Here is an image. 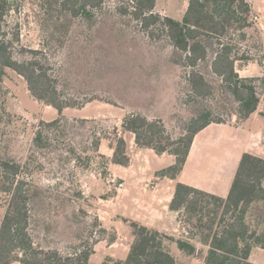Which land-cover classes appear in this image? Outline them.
Here are the masks:
<instances>
[{
    "label": "rangeland",
    "instance_id": "obj_1",
    "mask_svg": "<svg viewBox=\"0 0 264 264\" xmlns=\"http://www.w3.org/2000/svg\"><path fill=\"white\" fill-rule=\"evenodd\" d=\"M184 3L158 0L159 9L168 7L170 17L177 20L182 18ZM122 4L109 0L103 9L95 10L94 19L88 20L63 11L60 0H13L6 18L4 29L15 51L19 46L45 51L54 64L62 94L82 103L78 108H65L62 114L70 122L63 131L47 129L50 145L37 148L33 139L41 122L59 118V111L35 99L24 78L14 70L6 68L0 81V157L20 163L22 176L31 181L36 192L31 202V232L37 245L46 249L68 252L75 245H93L94 240L105 236L98 240L103 241L99 244L103 249L111 237L118 238L114 227H103L98 211L103 206L116 214L114 198L124 187L109 170L111 146L117 137L126 135L132 154L131 134L122 130L128 114L142 112L150 119H161L174 137L180 136L185 121L206 105L226 124L242 123L232 96L221 88L220 79L209 68L219 49L215 39L207 43L211 51L208 60L198 66L215 85V92L194 102L187 79L191 68L184 54L163 34L151 35L131 16L118 14L116 8ZM253 13L259 16L258 23L247 15L248 26L237 30L235 24L222 40L234 47L236 71L241 77L264 76V0H254ZM260 93L261 102L252 118L256 115L264 121V89ZM96 96L100 99L93 98ZM245 123L247 128L250 122ZM262 131L261 137L249 133L248 143L252 150L262 147L260 154L264 156ZM94 137L102 139L98 149L93 145ZM8 201L9 195L0 193V224ZM179 219L186 231L192 229L183 212L178 213ZM248 221L264 232L261 204L252 206ZM131 241H116L119 257L126 254L122 250ZM172 245L170 253L176 264H202L201 257ZM98 259L96 256L93 262L98 264Z\"/></svg>",
    "mask_w": 264,
    "mask_h": 264
},
{
    "label": "trees",
    "instance_id": "obj_2",
    "mask_svg": "<svg viewBox=\"0 0 264 264\" xmlns=\"http://www.w3.org/2000/svg\"><path fill=\"white\" fill-rule=\"evenodd\" d=\"M107 1L60 0V5L72 17L91 20L94 19L95 10L103 9ZM118 1L123 2L116 8L118 14L131 16L151 35L156 32L163 34L175 49L184 54L185 63L191 68L187 79L192 94L190 100L194 102H198V98L214 95L215 85L198 66L199 62L208 60L211 51L207 43H214L212 39H215L219 49L214 52L209 63L210 71L220 79L221 88L232 96L240 120L244 122L252 118L261 102L264 76L241 77L236 71L234 47L230 42H222L235 24L237 30L248 26L246 20L250 7L244 0H190L182 20L155 12L157 0ZM12 7L13 0H0V81L6 68L14 70L24 78L35 99L59 111V118L42 121L35 133L34 147L46 148L50 145L46 130L63 131L70 122L62 114L63 110L78 108L82 103L62 94L54 64L45 51L24 46H19L15 51L4 29ZM241 36L245 38L246 35L241 33ZM93 98L100 99L98 96ZM197 112L196 116L185 121L184 132L177 137L167 131L161 119H150L142 112L128 114L122 123V130L134 134L140 148L173 155L175 163L161 170L160 174L177 178L196 134L211 123H226L208 105ZM81 120L88 122V119ZM94 140L93 145L98 149L102 139L94 137ZM111 147L113 164L128 166L129 141L121 135L117 137L115 146ZM0 193L9 195L0 224V264H90L95 252L94 244L105 236L94 240L93 245H75L68 252L37 245L31 232V202L36 192L28 177L22 176L20 163L13 159L0 157ZM254 204H261L264 210V157L247 152L242 156L226 198L177 183L170 208L187 215L186 222L192 226L188 231L190 241L132 223L135 238L128 257L118 260L108 256L102 264H176L175 257L167 248L168 242H176L181 251L193 255L197 246L191 240L209 247L203 264H254L250 261L253 248H264V232L252 227L248 221ZM116 240L114 236L109 242Z\"/></svg>",
    "mask_w": 264,
    "mask_h": 264
},
{
    "label": "crops",
    "instance_id": "obj_3",
    "mask_svg": "<svg viewBox=\"0 0 264 264\" xmlns=\"http://www.w3.org/2000/svg\"><path fill=\"white\" fill-rule=\"evenodd\" d=\"M189 1L185 0L182 18L179 20L183 19ZM155 12L170 17L168 7L159 9L158 0ZM254 117L255 119H253ZM254 117L237 126L226 123H211L197 133L186 163L177 178L160 174L161 170L175 163L173 155L169 153L158 154L151 148H140L135 142L134 134L131 133L132 154H130V164L122 166L111 162L109 167L112 175L119 179L124 187L120 190L122 193L114 198L115 204L118 205L114 210L116 214L112 210H105L101 206L98 216L104 228L114 227L117 230L118 238L116 241L123 239L132 241L124 250L121 249L122 252L126 253L123 257L118 256L119 252L116 246L119 243H116V241L104 245L103 249L99 245L103 241L98 242L94 247L95 252L90 259V264H96L93 262L96 256H99L98 264H102L106 256L125 260L135 238L132 230L133 222L190 241L189 232L180 225L181 220H178L179 212L170 208L177 183L180 182L226 198L230 193L244 153L249 152L264 157L260 154L262 147H253L252 150V146L248 143L250 140L249 133L259 137L263 135L264 121L261 117L259 118L256 115ZM247 121L250 124L248 123L246 128L244 125ZM124 137L126 138V135ZM104 144L103 142L102 147ZM154 160L155 162H153ZM175 231L178 234H175ZM104 242L106 241L104 240ZM191 242L197 246L196 253L193 255L201 257L203 264L204 256L209 247L196 240H191ZM171 243L176 244V242ZM172 244H167L169 251L172 249ZM250 261L254 264H264V248L254 247L250 255Z\"/></svg>",
    "mask_w": 264,
    "mask_h": 264
},
{
    "label": "built area",
    "instance_id": "obj_4",
    "mask_svg": "<svg viewBox=\"0 0 264 264\" xmlns=\"http://www.w3.org/2000/svg\"><path fill=\"white\" fill-rule=\"evenodd\" d=\"M250 7V12H249V15L251 17H253V20L254 21H257V23L259 22V16L258 15H253V3H254V0H244ZM255 8V7H254ZM120 186H122V183H120Z\"/></svg>",
    "mask_w": 264,
    "mask_h": 264
}]
</instances>
